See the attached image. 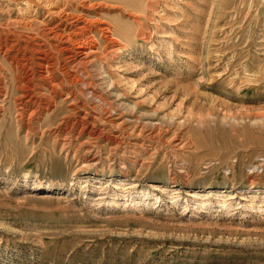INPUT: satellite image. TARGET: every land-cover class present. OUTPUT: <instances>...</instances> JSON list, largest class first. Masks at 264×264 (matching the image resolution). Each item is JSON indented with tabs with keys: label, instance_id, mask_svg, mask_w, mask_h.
I'll return each instance as SVG.
<instances>
[{
	"label": "rangeland",
	"instance_id": "374dc122",
	"mask_svg": "<svg viewBox=\"0 0 264 264\" xmlns=\"http://www.w3.org/2000/svg\"><path fill=\"white\" fill-rule=\"evenodd\" d=\"M49 1L0 0V264H264V0H61L84 55L25 42Z\"/></svg>",
	"mask_w": 264,
	"mask_h": 264
},
{
	"label": "bare ground",
	"instance_id": "6f19581e",
	"mask_svg": "<svg viewBox=\"0 0 264 264\" xmlns=\"http://www.w3.org/2000/svg\"><path fill=\"white\" fill-rule=\"evenodd\" d=\"M33 6L34 5H32V3H31V5H30L31 10L34 9ZM35 7L36 8L33 11L35 14L32 17H34L36 15L39 16V14H40L39 8L41 10H43V14L46 13V16L44 17V20L41 22L43 24V26H44V29H43L42 32L38 33L36 36L28 37L27 39H29V41H25V42H34L35 43V42H40L39 40H44V41L46 40V41H49L50 42L51 40H53L54 42H58V45L55 46V50L57 51V53H60V54L63 53V52H67L68 53L69 47H68V49L67 48L66 49L62 48L68 42V43H71L73 45L76 44L78 46V47H75V48L78 49V52L77 53L79 55H84V50L91 49L94 46L93 45V42H96L95 38L92 35L93 33L96 34L95 36H97L100 33L102 40L103 39L106 40V41L109 40V35H107V33H110L111 34V27H110L111 25H108V24H105V23L103 24L102 23L101 25L98 24L97 27H94V23H95L94 21L91 22L92 20H90V21H88L87 19L85 20V18L83 19V17H81V18L75 17V15H76L75 12L76 11L74 9H72L73 7H71V5L68 4V3L62 4L61 3V0H51V1L47 2L46 6H45L46 8H48V10L47 9L45 10L44 8L42 9L41 7H38L37 5ZM91 7H93V6H91ZM30 8H29V10H30ZM40 16H42V15H40ZM26 20L29 21L30 19H26ZM26 26H27V23H26ZM65 32H69V35L66 36L67 34H65ZM16 41H18V40H16ZM12 45H13L12 48H14L15 47L14 44H12ZM16 45H17V43H16ZM39 46L41 47V45H39ZM40 47H39V50L38 49H35V48L32 49V50H33V52L38 53V54H42L45 57V59H43V61L41 63H39V66L43 70H45L46 72L43 73L42 75H39V77L37 79H35V77L29 79L30 80L29 82L32 83V86H29L28 84H26L24 86L25 89L23 87V90L24 91L26 90L27 92L26 93L24 92L25 94H24V96L22 98L23 99L24 98H27V100H23V99H20L19 100V102H20L19 103V105H20L19 107H21L19 110H20L21 116H23L25 113L28 114V112H30L29 109H32L31 110L32 111L31 116H34V114L36 112H38V109L39 108L42 109L43 111L49 110V107H51L52 105H54V99H55V97L59 95V93L62 91L61 89H63L64 84H65L64 81L63 82H60L59 81L58 83H56L54 81V79H48V75L49 76L52 75L53 74L52 72H54V71L51 69V63L48 61L49 57H48L47 53L46 52H43L41 50L42 47L41 48ZM60 48H62V49H60ZM22 49H24V48L22 47L21 50ZM74 51H72V52H74ZM16 52H19V51H16ZM18 54L19 53H17L16 55L13 56L14 57L13 58V61L17 58ZM52 58L53 57H51V59ZM45 63H46V65H45ZM78 65H80V64H78ZM74 66H75V64H74ZM78 69H76V70H78ZM66 74H68L69 76L71 75L68 70L65 71L62 75L65 76V77H67ZM75 74H77V72ZM71 77H72V75L70 76V78ZM67 79H65V80H67ZM72 80L73 81H71V80L70 81L69 80L67 81V84L70 85V87H71V85H75V84H77L79 82L82 83L81 81H84V80H81L80 81L79 79H76V78L75 79L73 78ZM29 90H31L32 92H29ZM69 95L73 96L74 95V92H70ZM69 99H70V97H69ZM74 99L76 100V98H74ZM83 109H85V108L83 107ZM88 112H90V111H88ZM84 115H86V114H84ZM99 118H97V119H99ZM87 123L88 122H86L85 124H87ZM94 123H95V121H94Z\"/></svg>",
	"mask_w": 264,
	"mask_h": 264
}]
</instances>
